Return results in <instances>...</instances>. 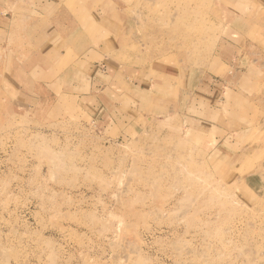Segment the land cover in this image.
Masks as SVG:
<instances>
[{
    "label": "rangeland",
    "instance_id": "rangeland-1",
    "mask_svg": "<svg viewBox=\"0 0 264 264\" xmlns=\"http://www.w3.org/2000/svg\"><path fill=\"white\" fill-rule=\"evenodd\" d=\"M77 2L71 89L0 91V264H264V0Z\"/></svg>",
    "mask_w": 264,
    "mask_h": 264
},
{
    "label": "crops",
    "instance_id": "crops-1",
    "mask_svg": "<svg viewBox=\"0 0 264 264\" xmlns=\"http://www.w3.org/2000/svg\"><path fill=\"white\" fill-rule=\"evenodd\" d=\"M69 1L0 0V91L15 92L19 106L24 99H56L77 82L82 50L77 35L92 34L80 19L91 11L77 5L79 0L74 5ZM88 50L92 48L86 54ZM107 61L100 66L105 72L110 68Z\"/></svg>",
    "mask_w": 264,
    "mask_h": 264
}]
</instances>
